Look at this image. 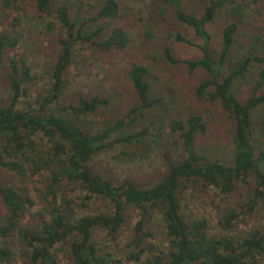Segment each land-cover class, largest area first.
Masks as SVG:
<instances>
[{
  "label": "trees",
  "instance_id": "obj_1",
  "mask_svg": "<svg viewBox=\"0 0 264 264\" xmlns=\"http://www.w3.org/2000/svg\"><path fill=\"white\" fill-rule=\"evenodd\" d=\"M25 3L38 19L53 18L60 36L48 83L34 101L28 100L34 81L28 62L16 54L6 61L8 98L0 105V264H61L64 248L68 264H123L103 254L94 238L99 232L114 242L129 210L138 214L125 256L129 263L264 264V121L257 127L256 115L264 111V0H150L147 29L137 44L141 53L155 40L150 21L169 15L181 31L169 33L167 43L199 51L196 59L181 60L165 44L162 59L201 76L193 94L229 123V163L210 159L198 147L209 127L194 109L167 116L151 131L127 133L137 113L152 106L148 94L149 78L158 73L155 56L142 52L128 60L125 81L140 105L103 127L93 128L86 119L102 117L109 98L79 96L76 104L61 100L76 46L101 52L130 47L125 8L117 0H0V27L6 11ZM18 27L19 20H13L8 30H0V67L20 43ZM240 81L249 83L245 96L236 90ZM151 145H162L166 166L153 185L139 186L128 178L112 182L89 167L94 157L116 147L122 157L132 158ZM172 149L181 152L179 160L166 152ZM191 184L235 198L233 207L215 206L219 235L208 234L205 218L183 211L181 196ZM97 200L109 202L110 212L78 217ZM155 211L163 224V250L155 249L145 231ZM257 216L256 225L241 229Z\"/></svg>",
  "mask_w": 264,
  "mask_h": 264
},
{
  "label": "rangeland",
  "instance_id": "obj_2",
  "mask_svg": "<svg viewBox=\"0 0 264 264\" xmlns=\"http://www.w3.org/2000/svg\"><path fill=\"white\" fill-rule=\"evenodd\" d=\"M117 1L121 7L125 8L124 21L129 28L130 47L125 52H101L91 46H76L73 52L74 63L64 75L61 100L76 104L79 96L87 98L96 94L109 98V110L102 117L86 119V123H92L93 128L103 127L105 123L122 117L123 111L128 108L140 105L134 91L125 81L128 60H137L140 54L155 56L157 61L153 62V67L158 73L157 75L153 73L149 78L151 89L148 94V101L152 102V106L143 110L142 113L141 111L137 113L136 122L127 130V133L136 132L145 127L151 131L158 128L167 116L174 117L180 112L194 109L203 114L209 127L208 135L199 139L198 147L203 149L210 159L229 163L232 158L229 123L214 106L198 101L193 94L194 86L201 76L197 73H190L184 65L168 64L162 59L165 44L171 47L174 57L181 60L196 59L199 57V51L182 44L167 43L166 37L169 33L181 31L177 23L167 15L166 19L154 20V24L152 20L150 21L152 26L150 31L154 33L155 40L149 45H144L142 47L144 54L140 53L137 44L142 42V33L147 29L148 16L151 14L150 0L145 2ZM5 14L6 17L3 19L0 30H8L13 20H19L18 30L22 38L19 45L5 57V63L0 67V105L5 104L8 98L6 61L13 54L24 57L33 71L34 81L27 89L28 100L34 101L48 83L47 71L58 50L57 40L60 36V29L51 25L53 18L38 19L27 3L17 10L6 11ZM217 32L214 30L213 34L216 38ZM235 87L239 94L245 96L250 86L249 83L240 81ZM256 115L258 117L257 127L260 128L261 121H264V111H258ZM164 152L162 145H151L150 149L142 152V155L136 154L137 156L134 155L132 158H124L120 155V149L116 147L94 157L89 167L93 172L99 173L112 182L128 178L139 186H148L159 181L166 172L162 157ZM166 152L171 154L174 161L181 157V152L176 149ZM2 175L0 173V176ZM181 198L182 208L187 216L197 219L205 218L209 222L208 234L212 237L219 235L215 206L230 208L235 204L234 197L223 198L217 195L214 189L209 188L205 191L193 184L184 190ZM86 206L85 210L78 211V217L85 213L110 212L109 202L102 200L87 203ZM137 219V212L127 211L125 223L114 242L105 240L104 236L97 232L94 240L100 246L101 252L123 259V264H132L125 260V256L130 251L129 242L133 237ZM258 222L259 216L253 217L241 229L253 227ZM145 231L150 234L149 241L155 249H165L163 224L161 216L156 211L152 219L145 224ZM62 255L65 257L62 256L61 264H68L65 248Z\"/></svg>",
  "mask_w": 264,
  "mask_h": 264
}]
</instances>
